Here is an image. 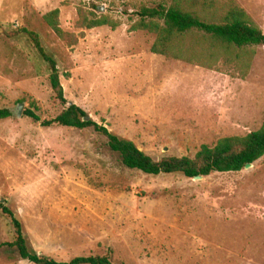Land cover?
Returning a JSON list of instances; mask_svg holds the SVG:
<instances>
[{"label":"rangeland","instance_id":"rangeland-1","mask_svg":"<svg viewBox=\"0 0 264 264\" xmlns=\"http://www.w3.org/2000/svg\"><path fill=\"white\" fill-rule=\"evenodd\" d=\"M147 0H0V200L29 249L56 261L107 256L113 264H264V156L248 169L149 175L125 167L92 127L42 126L64 108L23 29L57 63L68 103L153 160L193 157L201 145L243 136L264 119V46L245 78L150 51L132 30ZM264 33V0H235ZM58 10L69 46L44 20ZM118 26L78 27V12ZM23 103L20 117L18 103ZM33 111L40 119L24 115ZM0 211V264H32Z\"/></svg>","mask_w":264,"mask_h":264},{"label":"trees","instance_id":"trees-1","mask_svg":"<svg viewBox=\"0 0 264 264\" xmlns=\"http://www.w3.org/2000/svg\"><path fill=\"white\" fill-rule=\"evenodd\" d=\"M122 1V0H113ZM78 27L91 29L117 22L107 17L88 18L82 10L78 12ZM137 17L132 30H144L155 35L150 48L154 54L206 68L233 77L245 78L251 67L254 46H264V33L251 20L235 0H147L132 12ZM44 20L53 32L73 46L72 34L63 31L58 23V10L44 15ZM29 40L49 69V84L55 99L64 107L51 120L40 121L31 110L24 115L42 126L59 125L83 129L92 127L103 135L107 146L118 154L121 163L145 174L180 173L187 178L208 176L212 172H238L248 163L264 156V119L261 126L243 136H228L217 140L214 146L201 145L193 157H165L159 161L140 151L132 141L120 138L89 118L79 106L68 103L64 97L55 59L46 52L39 36L23 29ZM8 108H0V119L11 117ZM0 211L7 216L14 229L15 239L8 244L14 247L21 259L32 264H113L107 256H78L69 261H56L38 255L29 249L22 225L5 200H0Z\"/></svg>","mask_w":264,"mask_h":264},{"label":"water","instance_id":"water-1","mask_svg":"<svg viewBox=\"0 0 264 264\" xmlns=\"http://www.w3.org/2000/svg\"><path fill=\"white\" fill-rule=\"evenodd\" d=\"M23 106H24V104L21 102V103H18V105H17V108H16V115H17V117H20L21 116V114H22V110H23ZM253 165V163H248V164H246L245 166H244V169H248V168H250L251 166ZM203 178V176H195V177H193L192 179L193 180H200V179H202Z\"/></svg>","mask_w":264,"mask_h":264}]
</instances>
